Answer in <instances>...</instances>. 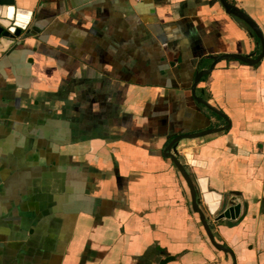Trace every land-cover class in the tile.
Here are the masks:
<instances>
[{"label":"crops","instance_id":"1","mask_svg":"<svg viewBox=\"0 0 264 264\" xmlns=\"http://www.w3.org/2000/svg\"><path fill=\"white\" fill-rule=\"evenodd\" d=\"M228 1L264 37V0ZM14 5L31 16L0 42V264H264V56L198 82L230 125L177 146L194 181L240 205L227 226L201 203L231 254L163 154L226 125L191 86L215 55H258L250 29L218 0Z\"/></svg>","mask_w":264,"mask_h":264},{"label":"water","instance_id":"2","mask_svg":"<svg viewBox=\"0 0 264 264\" xmlns=\"http://www.w3.org/2000/svg\"><path fill=\"white\" fill-rule=\"evenodd\" d=\"M218 1L221 7L224 9L225 13L232 15L233 17L242 21L258 38L260 43V52L256 56L253 54L215 55L212 57V62L209 67L196 72V74L194 75V81L191 86L194 99L205 106L207 109L215 113L217 116L223 118L226 121V125L222 127H212L198 132L177 135L168 143L163 154L170 159L175 169L184 180L189 190L192 210L197 213L199 221L209 242L216 249L221 250L224 253L231 254V251L227 247L215 240L212 233L213 227L210 223L209 216L206 215L203 207L201 206V203L206 206L207 212L210 216H215L214 222L224 220L227 226L236 225L243 219V215L239 216L240 205L229 201L220 193L209 190L206 184V178H199L197 179V181H194L193 177L188 173L186 166L184 165V161H181V159L179 158L177 150L179 142L183 139H196L219 133L227 130L230 125V121L228 120V118L217 107L209 103L204 98L198 97L194 94V90L198 82L205 75L209 74L214 69L216 64L222 60L232 59L240 61L249 66H253L257 64L264 56V37L256 22L234 3H231L228 0ZM3 7L5 9H3ZM30 16L31 13L29 11L16 7L14 5V0H0V42H3V40L7 37H11L12 34L17 37L23 30L26 31L27 27L29 26ZM185 158L189 163H192L193 165L195 164V162L190 161L189 154H186ZM234 219L236 220L231 221Z\"/></svg>","mask_w":264,"mask_h":264},{"label":"rangeland","instance_id":"3","mask_svg":"<svg viewBox=\"0 0 264 264\" xmlns=\"http://www.w3.org/2000/svg\"><path fill=\"white\" fill-rule=\"evenodd\" d=\"M181 159V158H180ZM181 161H183L182 159H181ZM184 165H185V163H184ZM186 166V165H185Z\"/></svg>","mask_w":264,"mask_h":264},{"label":"built area","instance_id":"4","mask_svg":"<svg viewBox=\"0 0 264 264\" xmlns=\"http://www.w3.org/2000/svg\"><path fill=\"white\" fill-rule=\"evenodd\" d=\"M137 1H139V0H137Z\"/></svg>","mask_w":264,"mask_h":264}]
</instances>
